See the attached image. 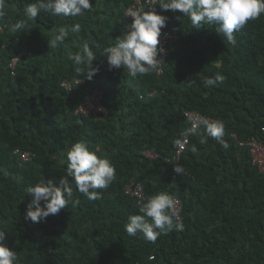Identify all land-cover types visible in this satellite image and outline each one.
Masks as SVG:
<instances>
[{
  "label": "trees",
  "instance_id": "16d2710c",
  "mask_svg": "<svg viewBox=\"0 0 264 264\" xmlns=\"http://www.w3.org/2000/svg\"><path fill=\"white\" fill-rule=\"evenodd\" d=\"M146 1L141 10H149ZM33 2L6 0L0 19V229L19 264H264V173L250 147L264 145V15L230 44L217 25L192 28L187 17L178 20L182 14L157 4L156 12L168 18L159 37L168 36L158 44L160 71L133 78L123 68L109 71L103 50L132 22L126 13L137 7L134 0H91L94 10L82 17L42 11L23 32L12 33L9 25L24 19ZM76 23L79 33L49 47L59 27ZM84 41L98 57L91 79L67 59ZM217 72L224 82L204 87L203 79ZM88 96L102 111L77 115ZM185 112L222 120L229 147L188 136L176 156L175 141L191 126ZM79 140L99 146L97 154L115 166V181L98 189L100 200H88L73 184L72 200L59 214L25 220L31 195L24 189L41 180L58 184L66 149ZM144 151L160 157L150 161ZM178 164L184 174L174 172ZM132 180L145 202L160 192L178 199L184 230L155 243L142 233L129 236L128 216L140 214L143 204L125 193Z\"/></svg>",
  "mask_w": 264,
  "mask_h": 264
},
{
  "label": "clouds",
  "instance_id": "9594fccd",
  "mask_svg": "<svg viewBox=\"0 0 264 264\" xmlns=\"http://www.w3.org/2000/svg\"><path fill=\"white\" fill-rule=\"evenodd\" d=\"M150 4L146 11L130 9L126 15L132 17V22L125 24L114 44L103 50L109 71L123 68L133 78L159 73L163 60L158 57L164 51L163 48H158L159 37L168 18L156 12L157 4L162 10L182 14L176 17L178 20L187 17L192 28L200 29L204 24L217 25V34L226 38L230 44L236 43V32L249 21H255L264 15V0H150ZM93 10L91 0H35L24 9V19L10 24L9 27L12 33L23 32L28 28V21H35L38 13L42 11H50L56 17L67 18L82 17ZM6 11V0H0V19L6 16ZM80 30L79 23L59 27L57 34L49 40V47L55 49L64 43L70 32L79 33ZM97 58L87 41L80 45L79 51L67 54V59L77 66L75 70L85 72L88 79L99 71L98 65L93 66ZM216 67L220 68L221 65L217 63ZM225 79L223 74L217 72L214 77L204 78L203 85L206 88L212 87L218 82L223 83ZM187 82L189 87L194 83L191 80ZM188 136H199L201 144H206L212 138L223 148L229 147L224 139L225 124L220 119L213 120L197 115L191 126L181 133L182 139L175 141L179 149H183L188 143ZM99 152V146L90 149L85 140L72 143L66 149L67 164L58 184L52 179L41 180L24 189L25 193L31 195L25 220L38 223L50 215L59 214L72 200L73 184L88 200L102 199V193L98 189H107L115 181L116 169L110 159L99 156ZM174 172L184 174L183 166L176 165ZM176 204L175 197L167 192L147 197L146 202L139 207L140 214L128 216V222L124 226L126 233L129 236L142 233L146 241L155 243L160 236L173 230L183 231L184 224ZM7 236L6 231L0 229V264H19L16 251L5 243Z\"/></svg>",
  "mask_w": 264,
  "mask_h": 264
},
{
  "label": "built area",
  "instance_id": "2783aa9c",
  "mask_svg": "<svg viewBox=\"0 0 264 264\" xmlns=\"http://www.w3.org/2000/svg\"><path fill=\"white\" fill-rule=\"evenodd\" d=\"M135 4L137 5V7H130L127 12L131 9V10H141L142 5H141V0H134ZM146 5H151L150 4V0L146 1ZM128 18L130 20H132V17L128 16ZM167 35H165L163 38L160 39L161 44H163L165 42V40H167ZM163 54V52H162ZM162 58H164V55L162 56ZM17 60H14V62ZM69 86V90H71V86ZM100 94L95 93L92 95L93 96H98ZM102 111V107L99 104L98 101L93 100L90 96H88L85 100V102L80 105L75 113L77 115H92L97 114L98 112ZM199 114H197L196 112H185L184 116L185 118L189 121V123H192V120ZM188 140V137H187ZM187 145V144H186ZM185 145V146H186ZM250 147H251V155L253 157V162L258 166L260 172L264 173V145L261 144L260 142L257 141H253L250 143ZM185 148V147H184ZM183 149H179L177 146L176 149V156L180 155L181 152L184 150ZM14 154H18V151H15ZM143 155L145 156V158H147L150 161H154L156 159H158L160 156L157 153L151 152V151H144ZM28 159V154H24L21 155V160L23 161H27ZM166 161V160H165ZM125 193L127 196L134 198L138 201V204L141 205L142 203L145 202V195H144V191L142 186L140 185V183L132 180L131 182H129V184L126 186L125 188ZM177 204L176 207L179 209V216H180V210H181V203L178 199H176ZM150 259V258H149ZM152 260V259H150Z\"/></svg>",
  "mask_w": 264,
  "mask_h": 264
}]
</instances>
